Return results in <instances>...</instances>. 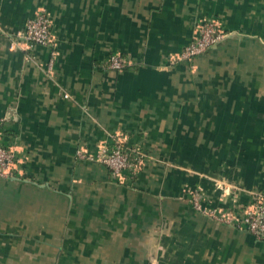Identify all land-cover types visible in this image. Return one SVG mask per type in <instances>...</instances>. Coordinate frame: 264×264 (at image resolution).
I'll return each mask as SVG.
<instances>
[{"label": "crops", "instance_id": "obj_1", "mask_svg": "<svg viewBox=\"0 0 264 264\" xmlns=\"http://www.w3.org/2000/svg\"><path fill=\"white\" fill-rule=\"evenodd\" d=\"M37 12L50 45L15 37ZM205 18L230 36L181 59ZM116 137L147 153L134 177L78 155ZM0 140V264H264L190 194L264 191V0H0Z\"/></svg>", "mask_w": 264, "mask_h": 264}, {"label": "built area", "instance_id": "obj_2", "mask_svg": "<svg viewBox=\"0 0 264 264\" xmlns=\"http://www.w3.org/2000/svg\"><path fill=\"white\" fill-rule=\"evenodd\" d=\"M50 26L51 19L48 14L37 12L27 20L24 29L15 33V37L33 45H50L54 41ZM196 28L193 40L180 54L181 59L192 60L206 53L231 33L223 28L220 21L213 18L201 19ZM107 63L108 67L114 70H122L129 65L127 58L120 54L109 56ZM78 155L103 164L110 169L114 177L120 180L124 178L125 172H128L131 177L136 176L147 157V153L140 146L127 145L121 137H116L113 144L102 145L94 155H87L81 150ZM15 158L14 151L0 140V177L10 175ZM190 194L196 209L214 216L221 222L245 228L264 239V191H251L252 199L248 204L242 205L238 212L226 210L220 213L203 206L204 198L199 191H190Z\"/></svg>", "mask_w": 264, "mask_h": 264}, {"label": "trees", "instance_id": "obj_3", "mask_svg": "<svg viewBox=\"0 0 264 264\" xmlns=\"http://www.w3.org/2000/svg\"><path fill=\"white\" fill-rule=\"evenodd\" d=\"M106 167V166H105ZM107 168V167H106ZM108 169V168H107ZM109 171H110V169H108ZM111 172V171H110ZM128 173V172H127ZM126 175L124 174V177H125ZM124 179V178H123ZM123 179H121V180H123ZM248 204V203H247ZM243 205H246V204H243Z\"/></svg>", "mask_w": 264, "mask_h": 264}, {"label": "water", "instance_id": "obj_4", "mask_svg": "<svg viewBox=\"0 0 264 264\" xmlns=\"http://www.w3.org/2000/svg\"><path fill=\"white\" fill-rule=\"evenodd\" d=\"M230 34H231V33H230ZM230 34H229L228 36H230ZM228 36H227V37H228Z\"/></svg>", "mask_w": 264, "mask_h": 264}, {"label": "rangeland", "instance_id": "obj_5", "mask_svg": "<svg viewBox=\"0 0 264 264\" xmlns=\"http://www.w3.org/2000/svg\"><path fill=\"white\" fill-rule=\"evenodd\" d=\"M193 191H195V190H193ZM193 191H192V192H193Z\"/></svg>", "mask_w": 264, "mask_h": 264}]
</instances>
